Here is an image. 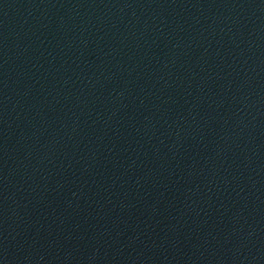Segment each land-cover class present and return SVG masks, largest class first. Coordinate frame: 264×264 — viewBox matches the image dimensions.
Returning a JSON list of instances; mask_svg holds the SVG:
<instances>
[{
    "label": "water",
    "instance_id": "obj_1",
    "mask_svg": "<svg viewBox=\"0 0 264 264\" xmlns=\"http://www.w3.org/2000/svg\"><path fill=\"white\" fill-rule=\"evenodd\" d=\"M208 0H0V137Z\"/></svg>",
    "mask_w": 264,
    "mask_h": 264
}]
</instances>
